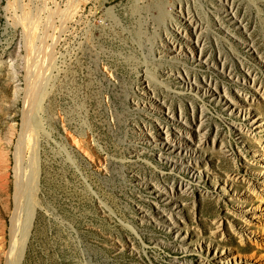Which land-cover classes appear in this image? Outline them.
<instances>
[{
	"label": "rangeland",
	"instance_id": "1",
	"mask_svg": "<svg viewBox=\"0 0 264 264\" xmlns=\"http://www.w3.org/2000/svg\"><path fill=\"white\" fill-rule=\"evenodd\" d=\"M219 5L0 0V264H264V0Z\"/></svg>",
	"mask_w": 264,
	"mask_h": 264
},
{
	"label": "bare ground",
	"instance_id": "2",
	"mask_svg": "<svg viewBox=\"0 0 264 264\" xmlns=\"http://www.w3.org/2000/svg\"><path fill=\"white\" fill-rule=\"evenodd\" d=\"M221 3H222V5H219V6H224L223 8L225 9V8H227L229 11H231V16H229V18H232V16L235 18V16H237L235 13L236 12H234L235 11V8H234V5H233V0H219ZM70 4V3H69ZM220 8H222V7H220ZM180 10V9H179ZM186 12H187V15H188V17H191V15H190V13H189V10L187 9L186 10ZM192 18V17H191ZM240 21H241V19H239V23H240ZM191 22H192V31H191V35H189V37H190V39H193L194 40V42L196 43V45H197V51H198V55L199 56H202V54H204V42H205V40L203 39V33L201 32V27L202 26H200L201 24H199L195 19H191ZM219 23H221V21L219 20L218 21ZM231 22L232 23H234V21L231 19ZM241 24V23H240ZM190 25V24H189ZM237 29H238V27H237ZM247 34V37L248 38H250V35H249V33H246ZM205 35V34H204ZM242 40H245L243 37H240ZM249 42L250 43H252V40L250 39L249 40ZM175 43V42H174ZM172 48H174V44H172ZM169 47V46H168ZM186 47V46H185ZM171 48V47H170ZM189 48V50L191 51V52H193V50L190 48V47H188ZM175 51V50H174ZM204 60H207L206 59V57L204 58ZM224 59H222V61H220L219 62V65L218 64H216L214 61H212L211 60V64L213 65V66H215V67H218L219 66V68H220V70H225V68H226V65H225V62L224 61H226V60H224ZM229 64V63H228ZM181 77L182 76H184L185 78H186V80L188 81L189 79H190V76H192V77H194L193 78V80L195 81V74L194 73H190L188 70H186V69H184L182 72L183 73H180V71L179 70H177L176 71ZM227 72L231 75V76H233V73H231V69L229 68V67H227ZM249 72V71H248ZM28 73V72H27ZM183 74V75H182ZM237 77V76H236ZM238 78V77H237ZM241 78H242V80L243 81H246L247 82V79L244 77V76H241ZM250 78H251V82L253 83V84H255L256 85V81H255V78L253 77V76H250ZM197 83H198V81H196ZM202 82H203V84H205L203 87H204V90L205 91H207L208 92V86H212V87H214V88H217L218 87V83L216 82V80L215 79H213V78H211L210 76H203L202 77ZM199 84V83H198ZM190 84H188V87H190L189 86ZM200 86H202V85H200ZM221 87H222V89H223V91L224 92H226L225 91V86L223 85V83H221ZM257 89L256 90H259V92H260V94H262V96H263V98H264V89L262 90V86L260 85V83H258V85H257V87H256ZM198 90V89H197ZM40 97V96H39ZM41 98V97H40ZM32 103V102H31ZM163 105H164V103H162ZM152 105V104H151ZM153 106H155V108L157 107V108H159V109H161L162 107H160V106H158V105H153ZM179 110V109H178ZM166 111L167 112H169V114H172L173 115V112H172V110H171V107H169V106H166ZM231 111V110H230ZM183 112V110H179V117L181 118V119H183L185 122H186V120H185V118H184V114H181ZM191 113H192V122H193V124H194V126L197 128V130H198V132L202 129V109L199 111V115H198V117L196 118L195 116H194V110L192 109L191 110ZM174 118V117H173ZM33 119V118H32ZM34 120V119H33ZM32 120V121H33ZM34 122H36V121H34ZM191 124V123H190ZM164 128V131H165V133H166V137L165 138H167L166 139V141L169 143L170 142V145H169V149L168 150H170V151H173V153H175V156L177 157V158H180V159H178L180 162H182L183 161V158L186 156L187 158H190V154L188 153V151L187 150H185V148H187L188 146H189V143L188 142H186V140H184V138H182L180 135H181V132H183L184 134H186L188 137H190V134H189V132L188 131H182L181 130V128L180 127H178V126H176L175 125V130H177V131H171L170 132V130L168 129V127H163ZM199 133H197V135H198ZM198 137V136H197ZM188 140H189V138H188ZM192 140V139H191ZM28 141V140H27ZM218 141V140H217ZM76 144V143H75ZM197 144V143H196ZM201 144V143H200ZM205 145V144H204ZM174 147V148H173ZM82 151V150H81ZM85 151V150H84ZM88 152V151H87ZM21 157V156H20ZM91 159V158H90ZM177 160V159H176ZM177 160V161H178ZM189 160V159H188ZM176 161V162H177ZM18 162H22V161H18V159L16 160V164H15V171L14 172H16V176H18V174H17V171H18ZM98 162H100L99 160H98ZM185 164V163H184ZM21 165V164H20ZM21 168V167H20ZM186 169H187V166H186ZM35 179V178H34ZM16 180V179H15ZM30 183V182H29ZM31 183H33V182H31ZM17 188H18V186H17ZM164 192H166V193H169L170 192V194L172 195V194H174V189L172 188V187H169V192H168V189H166V188H164V187H160ZM184 188L186 189V186L185 187H183V190H184ZM166 195V194H165ZM16 201H19L18 199L20 198V191L17 189L16 190ZM15 207H17V204H15ZM14 217H15V215H14ZM29 220V219H28ZM172 222H175V221H172ZM29 224V223H28ZM12 226L13 227H15L14 226V221H12ZM13 227H12V231H10L11 233V242H12V238H13V234H14V230H13ZM26 228V227H25ZM24 228V229H25ZM24 229H21L20 230V235L21 234H23V230ZM26 230V229H25ZM24 235V234H23ZM11 244V243H10ZM10 252V251H9ZM11 253V252H10ZM10 253H8L7 254V262H6V264H8V263H10V257H12L11 256V254Z\"/></svg>",
	"mask_w": 264,
	"mask_h": 264
}]
</instances>
